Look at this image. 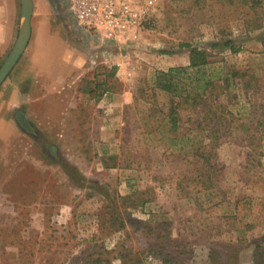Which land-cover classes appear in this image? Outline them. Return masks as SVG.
Masks as SVG:
<instances>
[{
    "label": "rangeland",
    "instance_id": "374dc122",
    "mask_svg": "<svg viewBox=\"0 0 264 264\" xmlns=\"http://www.w3.org/2000/svg\"><path fill=\"white\" fill-rule=\"evenodd\" d=\"M33 4L0 85L1 264H264V1L156 0L102 96L95 81L114 66L68 0ZM230 38L236 53L209 46ZM191 48L230 74L194 102L152 79Z\"/></svg>",
    "mask_w": 264,
    "mask_h": 264
},
{
    "label": "built area",
    "instance_id": "2783aa9c",
    "mask_svg": "<svg viewBox=\"0 0 264 264\" xmlns=\"http://www.w3.org/2000/svg\"><path fill=\"white\" fill-rule=\"evenodd\" d=\"M74 28L91 38L103 63L121 67V57L139 45L156 12V0H68Z\"/></svg>",
    "mask_w": 264,
    "mask_h": 264
},
{
    "label": "trees",
    "instance_id": "16d2710c",
    "mask_svg": "<svg viewBox=\"0 0 264 264\" xmlns=\"http://www.w3.org/2000/svg\"><path fill=\"white\" fill-rule=\"evenodd\" d=\"M264 0H241L245 5H249L250 8L256 9L263 5ZM237 39L230 38L220 41H212L209 46L218 51L229 50L236 53L241 49V45L237 44ZM185 46H190L185 44ZM209 54L205 48H191L189 50V64L187 66L169 67L167 70H158L153 73V85L154 87L166 91L172 95L183 96L185 94V100L195 101L199 95H205L208 93L213 85L215 79H222L225 84H229L230 74L224 73L220 75L217 71L218 67L214 66L213 60L209 59ZM104 70V69H103ZM116 69L111 67L108 77L101 75L95 81V85L98 88H102L100 96L105 94L107 88L110 86V80L114 77ZM231 77L236 74L235 71L231 72ZM183 84L184 87L180 85ZM171 108L167 114V124H169L168 130L175 131L177 129V118ZM176 144L171 142L170 145ZM202 160L208 164L209 157L206 154H201ZM213 167H209L208 170ZM258 251L255 253V260L258 262ZM263 255V253H262ZM257 258V259H256Z\"/></svg>",
    "mask_w": 264,
    "mask_h": 264
},
{
    "label": "water",
    "instance_id": "95a60500",
    "mask_svg": "<svg viewBox=\"0 0 264 264\" xmlns=\"http://www.w3.org/2000/svg\"><path fill=\"white\" fill-rule=\"evenodd\" d=\"M20 5V30L13 47L11 48L4 63L0 67V85L4 82L13 67L16 65L17 61L20 59L31 37V17L33 14V0H20ZM17 119L21 125L25 123L22 114H19Z\"/></svg>",
    "mask_w": 264,
    "mask_h": 264
},
{
    "label": "crops",
    "instance_id": "0c3cea01",
    "mask_svg": "<svg viewBox=\"0 0 264 264\" xmlns=\"http://www.w3.org/2000/svg\"><path fill=\"white\" fill-rule=\"evenodd\" d=\"M46 1L50 2L51 0ZM20 7V0H0V54L4 48L12 43L11 40L20 21ZM7 41H9V43ZM5 43L7 45H4ZM110 103L111 102H109V104ZM2 240V237H0V264L1 258H3V249H5L7 245L4 242L2 243Z\"/></svg>",
    "mask_w": 264,
    "mask_h": 264
}]
</instances>
